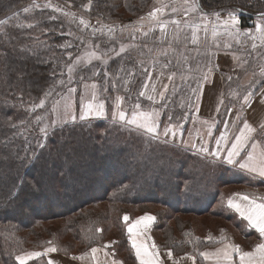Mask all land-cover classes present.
Segmentation results:
<instances>
[{
    "label": "trees",
    "instance_id": "16d2710c",
    "mask_svg": "<svg viewBox=\"0 0 264 264\" xmlns=\"http://www.w3.org/2000/svg\"><path fill=\"white\" fill-rule=\"evenodd\" d=\"M29 1L0 0V21H5L0 24V264H18L16 257L30 247L54 244L59 253L70 255L106 245L104 234L111 230L113 239L106 242L111 252L125 264H135L123 217L134 219L137 215L131 212L139 210L141 215L149 208L154 216L151 233L161 248L182 254L219 242L207 237L213 231L199 236L191 228L192 220L178 215L231 222L235 214L221 203L224 187L236 182L252 185L255 179L235 177L230 174L234 169L227 165L107 118L57 124L46 135L40 132L42 120L33 128L35 115L40 116L43 108L32 113L28 105L38 103L54 88L58 90L57 81L69 59L62 49L67 38L59 32V20L43 18L28 24L23 19L30 17L17 16ZM57 1L79 8L89 0ZM90 1L87 16L126 21V14L138 16L152 0ZM197 6L202 11L236 9L243 25L247 18L264 15V0H197ZM112 45L116 49L118 44ZM111 60L113 74L122 60H129L128 69L137 66L129 52ZM96 67L81 68L79 73L90 80ZM135 77L136 71L133 81ZM96 78L99 92H103L101 69ZM119 83L118 79L115 90L110 86L109 99L117 91L121 93ZM142 83L141 79L138 85ZM128 97L148 102L138 95ZM226 100L225 96L216 129L229 108ZM174 115L180 117L181 113L177 110ZM257 137L264 142V134ZM106 221L111 229L98 224ZM51 222L59 226L60 233L66 231L65 238L60 233L61 238L52 234L41 237ZM224 227L229 230L228 224ZM174 229L180 231L178 238ZM26 264L49 262L41 255Z\"/></svg>",
    "mask_w": 264,
    "mask_h": 264
},
{
    "label": "rangeland",
    "instance_id": "374dc122",
    "mask_svg": "<svg viewBox=\"0 0 264 264\" xmlns=\"http://www.w3.org/2000/svg\"><path fill=\"white\" fill-rule=\"evenodd\" d=\"M90 2L89 0L79 8H74L68 3L57 0H31L24 4L26 6L22 7L21 12L17 13L19 17H22V15L23 17H30L29 20L23 19V22L28 24L38 23L43 18L47 20H59L62 27L59 32L65 34L67 38L62 43V49L66 51V57L69 59L68 64L73 63L77 56L83 58L86 53L95 52L97 56L101 57L99 60L93 59L91 63H87L82 59L79 64H76V71L73 73L71 84L67 83L66 66L63 77L59 79L65 80V84L63 86L58 85L57 91L54 88L51 91V96L46 97L45 94L41 98V100H45L43 112L40 115L43 118L41 128L48 125L47 132L57 124L66 123L65 121L71 122L70 117L64 115V104L67 102L65 97L69 87L77 89L71 97L75 105L76 121L80 120L81 97L83 96L85 102H87L91 98L93 91L91 85L96 84L97 88L95 91L98 100L103 99L105 102V116L101 118H88L86 120L107 118L122 123L124 126L134 128L141 133H146L142 129H137L134 125H128L126 122H121L118 118L113 117V112L117 110V103L121 104V109L126 111L129 119L131 118L133 106L139 103L141 105V111L156 109L160 112L159 134L150 135L163 140V129L165 125L178 128L179 130L176 131L178 136L181 134L182 128L186 126L185 131L188 132L185 133V137L195 134L197 129L200 130L207 126V121L205 119H199L195 113L197 91L194 92L193 89H196L198 86L200 88L206 74L216 65L215 61L218 54L223 55L220 57L219 62L226 91L225 96L227 100L225 105H234L238 109H242L246 102L245 97L248 99L264 83V41L258 38L253 39V37L258 35L256 33V24L261 23L264 26L263 14L256 15L253 18H247L243 25L240 23L239 11L233 8L202 11L197 6V0H152L138 16L133 17L132 15L126 14V18H131L129 20L101 21L89 15L87 16L85 10L89 9ZM193 4L196 5L194 12L189 11ZM26 8L29 11L25 12L24 9ZM158 9H162V11L157 12ZM153 12H156L155 16L150 15ZM186 12H188V15H185ZM33 17H35L34 20L31 19ZM174 20L181 22L180 31L177 33L176 25L169 23L167 33H161L159 22H171ZM186 20L189 23H199L201 25L205 22L207 23V35H205L203 27H201L199 32L200 39L196 44L190 42L191 29L185 27L184 22ZM81 21H84V23H81ZM213 32H215V35H213ZM237 32L239 35H237ZM112 43L118 44L116 49ZM253 43L257 45L255 48L252 47ZM65 45H70V47H65ZM121 47L125 49L124 52H120ZM126 52H129L131 57L136 60L135 64L137 66L128 69L126 65L129 60H122L121 65L117 69V73L113 74L109 70L112 61L111 58ZM69 53H71V57ZM105 60L107 64L104 63ZM95 64H97V67L90 72L91 79L86 80L83 74L79 73V70L87 66L95 67ZM161 67L164 68L161 69ZM99 69L103 71L105 77V81L103 82L105 85L102 88L103 92H99V83L96 80V75H93L94 72L98 73ZM127 69L128 73L126 74L125 71ZM152 69L162 71L172 77V80L168 81V90L165 92V98L159 103L150 102L151 105L149 101L145 104L140 102L137 97L129 99L130 97L128 96H139V92L143 90V85L145 81H148V74ZM135 71L137 72V78L135 77L136 80L134 79L133 81L132 78ZM105 73H107V76ZM139 77L140 81L141 79L143 80L140 86L138 85L140 82L138 80ZM118 79L123 89L121 93L117 91L113 99H109V97L112 98L109 88L111 86L115 90ZM125 81H127V84H125ZM85 85L88 87L86 88ZM121 96H123V100L118 101L117 98ZM142 98L146 100L145 97ZM57 101H59L58 104H56ZM39 102L28 105V110L33 113L34 110L39 111V109H42H34V105H38ZM54 104H56V111H53ZM177 110L181 113L180 117L179 115H174ZM164 115L165 118L163 120L162 117ZM35 116L37 117V115ZM218 120L219 118L214 121L217 122ZM53 121L56 123L53 124ZM40 124L41 120L37 121L34 119L33 128L39 127ZM233 188L235 187H231V185L224 187L221 203L227 192ZM139 212V210H136L131 213L138 217ZM144 213L151 214V208ZM178 218L183 220L187 219L188 221L192 220L193 223L191 225L194 227L191 228L199 236H203L212 231L215 232V230H217V233L218 231L222 232L223 228L225 231L228 230L226 229L227 227H224L228 223L223 220L213 219L210 216L192 217L191 215H178ZM174 221L171 222L172 225H174ZM53 223L51 222L46 225L49 227L48 232H45V234L42 232L41 237L47 236L46 234H52L57 238H61L60 235H62V238H65L66 231H61L60 233L59 226ZM109 223V221H106L98 224L104 228V226L108 227L110 225ZM221 224H223L222 228L219 226ZM108 229H111V227L109 226ZM230 232H233V235L236 236L234 229L231 228ZM173 233L177 236L176 238L180 236L179 229H174ZM111 234L112 230L104 234L103 239L106 245L113 239ZM160 237L158 236V238ZM50 247L55 248L54 244L41 249H31L30 247L23 250L18 256H23L25 261H27L35 258L30 257V253L40 252L44 253L43 256L49 262L46 251ZM194 250L198 249L195 248ZM57 254L60 256H70L59 253L58 251ZM119 260L125 264V261Z\"/></svg>",
    "mask_w": 264,
    "mask_h": 264
},
{
    "label": "crops",
    "instance_id": "0c3cea01",
    "mask_svg": "<svg viewBox=\"0 0 264 264\" xmlns=\"http://www.w3.org/2000/svg\"><path fill=\"white\" fill-rule=\"evenodd\" d=\"M221 56L223 55L218 54L215 61L216 65L206 74L205 79L197 91L195 113L199 119H205L211 122H207V126H205L203 129H195V134L190 136L185 137V133L188 131H185L182 128L181 134H179V136L177 134L175 137H173L171 134L168 136L164 135L162 141L170 144L184 145L199 155L209 158L212 161L227 165L235 170L230 172V174L234 175L235 177H241L245 175L255 179V184L252 185L240 182H236L231 185V187L235 188L228 191L223 200V203L228 208V201L230 199L234 200V202H239L237 194H246L250 199L255 198L258 203H261L264 202V177L260 176L258 172L254 173L247 169H241L239 167V163L247 162V152L253 151L251 147L253 142L257 144V147L254 150V155L257 157V159L253 163L258 165L260 153L264 152V142L257 137L261 133L264 134V131H262V126H264V83L253 95H251L246 100L242 109H238L234 105L229 106L225 112L223 121L216 129L217 122L214 120L217 119L221 108L224 106L225 100V86L223 83V75L220 71L221 65L219 62ZM150 74L151 76L150 78L148 77V83L149 85L156 84V93H152L151 89L149 88L148 95H153L154 100L149 101L147 100V96L144 97L151 103H159L161 99L159 98L158 93L164 90V85H168L169 75L156 69H152ZM245 122H247L254 129V131L250 133L251 139L249 144L244 150H242L241 156L235 158L237 163L228 164L226 162V152L224 149L230 147L231 139L234 138V136L238 133L239 128H242ZM209 129H211V135L207 134ZM175 130L178 131L179 129L175 128ZM221 132L227 133L228 143H224L222 145V151L220 155L213 156L211 153L215 152L216 150V139L219 138ZM202 144L204 147L209 149V152L206 153L201 150ZM229 210L235 214V218L232 219L233 221L228 222V232L219 234L216 230V234H213L215 233L213 232L207 235V237H212L213 239H217V241H219L212 246L204 247L199 250H191L182 254H175L169 248H161L156 244L153 236L151 235V227L154 219L151 221H142L138 225L137 233L139 234V238L137 242L139 243L140 241H146L149 245L155 244L156 248L154 251L157 253L159 264H216L215 257L205 259L201 253L215 252L217 248H221L225 244L239 246L242 252H253L257 244L264 243V238L260 237L259 233L253 229L246 220L242 219L234 209L229 208ZM146 215L154 217L152 214L143 213L138 217L129 220L126 225V229L130 223H135L138 218L144 217ZM231 228L234 229V232H236V236L233 235V232H230ZM244 229H247L245 233H243ZM237 237H239V239H237ZM129 240L131 243L130 237ZM50 248L55 249L54 247ZM92 248H96L97 252L92 253ZM133 251L135 253L134 248ZM169 251L172 253L171 257L168 255ZM46 256L49 261L52 262V264H123L114 256L109 247H106V245L93 246L79 254L70 256H60L57 254L56 250L46 251ZM256 260L257 264H259V257H257ZM233 261L234 264H239L238 254H233ZM135 264H140V261L137 257Z\"/></svg>",
    "mask_w": 264,
    "mask_h": 264
},
{
    "label": "snow or ice",
    "instance_id": "6c2138e0",
    "mask_svg": "<svg viewBox=\"0 0 264 264\" xmlns=\"http://www.w3.org/2000/svg\"><path fill=\"white\" fill-rule=\"evenodd\" d=\"M38 7V6H37ZM196 5L193 4L189 11H195ZM25 12L29 11V9H24ZM162 11V9H158L157 12ZM175 11V9H173ZM150 15L155 16L156 12L151 13ZM185 15H188V12L185 13ZM5 21H0V24H4ZM81 23H84V21H81ZM174 24L176 25V32L178 33L180 31L181 22L180 21H164L159 22V29L161 33H167L168 31V24ZM185 27L187 29H191V39L190 42L192 44H196L200 37L199 32L201 30V27H203V31L205 35H207V23L205 22L203 25L199 23H189L187 20L184 22ZM256 33L258 34L256 37H253V39H260L261 41H264V26H262L261 23L256 24ZM147 35V34H145ZM213 35H215V32H213ZM237 35L239 33L237 32ZM257 45L253 43L252 47L255 48ZM65 47H70V45H65ZM125 49L123 47L120 48V52H124ZM69 56L71 57V53H69ZM85 60L87 63H91L93 59L99 60L101 57L97 56L95 52L86 53L85 56L82 58L80 56H77L75 58V61L73 63H70L67 65V83L71 84L73 80V73L76 71V64H79L81 60ZM105 64H107V61H104ZM55 74V73H54ZM98 73L94 72L93 75H97ZM63 75V73H61ZM107 76V73H105ZM149 78L151 74L149 73ZM168 79L171 81L172 77L169 76ZM57 84L60 86H63L65 84V80L61 79L57 81ZM125 84H127V81H125ZM87 88L88 86L85 85ZM91 88L93 89L91 93V98L85 102L84 97H81L80 101V120H86L88 118H101L105 116V102L103 99L98 100L97 94L95 89L97 88L96 84H92ZM151 89L152 93H156L157 86L156 84L149 85L148 81H145L143 85V90L139 92V96L144 97L147 96V99L149 101L154 100L153 95H148V90ZM164 90L160 91L158 93L159 98L163 100L165 98V92L168 90V85L163 86ZM106 90V89H105ZM199 90V86L196 89H193L194 92ZM77 91L74 87H69L67 89V95L65 99L67 102L64 104V115L70 117L71 122H75L77 117L75 115V105L71 99L72 94ZM52 92L46 93L47 96H51ZM118 101H122L123 97H118ZM247 100V97H245V101ZM59 101L56 102L58 104ZM56 104L53 105V111H56ZM45 105V100H40L38 105H34L35 108H43ZM116 111L113 112V117L118 118L121 122H126L128 125H134L137 127V129H142L148 134H159V117L160 112L156 109H153L151 111H141V105L139 103L135 104L133 106V111L131 113V118L129 119L126 111L121 109V104L117 103L116 105ZM43 118L41 116H37L36 120L40 121ZM67 122V121H65ZM53 124L56 122L53 121ZM47 127L48 125H45V127L41 128L40 131L47 134ZM254 129L245 122L243 124L242 128H239L238 133L234 136V138L231 139L230 147H227L224 149L226 152V162L228 164H234L237 163L236 159L237 157L241 156L242 150L246 148V146L249 144V141L251 139L250 133H252ZM262 131H264V126H262ZM164 135L168 136L171 134L173 137L176 135V130L174 127L165 125L163 129ZM208 135H211V129H209ZM224 143H228V137L226 132H221L219 138L216 139V150L215 152L211 153L213 156H218L221 154L222 151V145ZM43 147V145H41ZM251 147L253 151L247 152V162H240L239 167L241 169H247L251 172H258L260 176L264 177V152L260 153L259 156V164L253 163L257 157L254 155V150L257 147V144L253 142L251 144ZM201 150L203 152H209V149L204 147V145H201ZM237 197L239 198V202H234V200L230 199L228 201V206L231 209H234L236 213L239 214V216L246 220L247 223L255 229L260 237L264 238V202L258 203L255 198L250 199L248 195L246 194H237ZM124 221L127 222L129 220V217L125 215L123 217ZM154 217L151 216H144L140 217L136 220L135 223H130L127 227V232L129 233V237L131 239L132 247L135 249V254L138 260L140 261V264H159V260L157 259V253L155 250L156 246L155 244L149 245L146 241H140L137 242L139 238V234L137 233L138 225L142 221H151ZM146 227V225H145ZM107 247V245H106ZM47 251H55V249H48ZM92 253H96L97 249L92 248ZM238 254L239 256V264H257L256 258L259 257V264H264V243H259L255 246V250L253 252H242L239 248V246H234L231 244H225L221 248H217L215 252H203L201 255L205 259H209L211 257H215L216 264H234L233 261V254ZM44 253L40 252H33L30 253V257H38L43 255ZM168 255L171 257L172 253L169 251ZM16 260L18 261V264H26L25 258L23 256H17ZM49 264H52L51 261H49Z\"/></svg>",
    "mask_w": 264,
    "mask_h": 264
}]
</instances>
